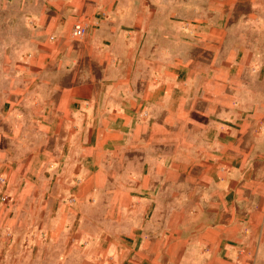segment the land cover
Returning <instances> with one entry per match:
<instances>
[{"label":"crops","instance_id":"obj_1","mask_svg":"<svg viewBox=\"0 0 264 264\" xmlns=\"http://www.w3.org/2000/svg\"><path fill=\"white\" fill-rule=\"evenodd\" d=\"M0 41L62 264H264V0H0Z\"/></svg>","mask_w":264,"mask_h":264},{"label":"rangeland","instance_id":"obj_2","mask_svg":"<svg viewBox=\"0 0 264 264\" xmlns=\"http://www.w3.org/2000/svg\"><path fill=\"white\" fill-rule=\"evenodd\" d=\"M0 144L6 148L5 153L0 150V264H62L58 258L62 251L68 259L73 258L71 249H60L52 244L61 240L71 243L74 238L72 233L64 231V226L59 227L57 223L54 228L50 224L52 217L47 214V200L35 199L34 190H48L43 187L42 177L32 175L33 184L29 188L24 177L18 188L5 187V184L10 185V169L2 164L5 163L3 158L11 155V137L0 138ZM27 190L30 191L28 196ZM66 264L73 263L68 260Z\"/></svg>","mask_w":264,"mask_h":264},{"label":"built area","instance_id":"obj_3","mask_svg":"<svg viewBox=\"0 0 264 264\" xmlns=\"http://www.w3.org/2000/svg\"><path fill=\"white\" fill-rule=\"evenodd\" d=\"M83 31H84V24L83 23L74 22L71 25L70 33H71L72 36L79 37V36L82 35Z\"/></svg>","mask_w":264,"mask_h":264}]
</instances>
